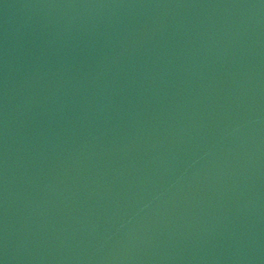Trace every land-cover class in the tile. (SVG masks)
Listing matches in <instances>:
<instances>
[{"label":"water","instance_id":"obj_1","mask_svg":"<svg viewBox=\"0 0 264 264\" xmlns=\"http://www.w3.org/2000/svg\"><path fill=\"white\" fill-rule=\"evenodd\" d=\"M0 264H264V0H0Z\"/></svg>","mask_w":264,"mask_h":264}]
</instances>
